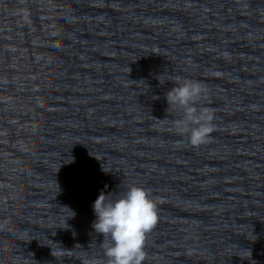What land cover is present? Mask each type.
<instances>
[{"label": "clouds", "instance_id": "9594fccd", "mask_svg": "<svg viewBox=\"0 0 264 264\" xmlns=\"http://www.w3.org/2000/svg\"><path fill=\"white\" fill-rule=\"evenodd\" d=\"M174 80L179 86H173L165 94L169 107L181 112V118L173 126L178 134L187 136L191 146L199 147L208 142L214 131L211 111L197 107L205 89L197 81L181 82L180 77ZM93 210L96 219L92 228L103 237L105 264H143L147 258V236L159 219L157 202L148 190L130 185L124 193L115 196L112 191L102 190L93 203Z\"/></svg>", "mask_w": 264, "mask_h": 264}]
</instances>
